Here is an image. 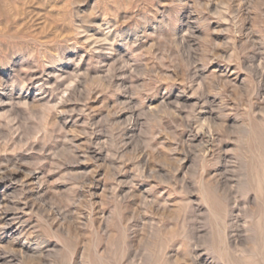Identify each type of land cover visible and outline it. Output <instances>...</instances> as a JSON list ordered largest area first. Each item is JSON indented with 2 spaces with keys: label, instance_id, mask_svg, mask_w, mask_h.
<instances>
[{
  "label": "rangeland",
  "instance_id": "1",
  "mask_svg": "<svg viewBox=\"0 0 264 264\" xmlns=\"http://www.w3.org/2000/svg\"><path fill=\"white\" fill-rule=\"evenodd\" d=\"M0 217V264H264V0H0Z\"/></svg>",
  "mask_w": 264,
  "mask_h": 264
},
{
  "label": "bare ground",
  "instance_id": "2",
  "mask_svg": "<svg viewBox=\"0 0 264 264\" xmlns=\"http://www.w3.org/2000/svg\"><path fill=\"white\" fill-rule=\"evenodd\" d=\"M218 56V55H217ZM198 133V132H197ZM12 171V170H11ZM5 172V171H4ZM3 173V172H2ZM32 173V172H31ZM30 175V174H29ZM32 176V175H31ZM30 177V176H29ZM10 178V177H9ZM5 204V203H4ZM7 212V211H6ZM8 212H11V211H8ZM13 212V211H12ZM12 212L10 213V214H6L5 216H3L2 218L4 219V220H8V219H10L11 217H13L12 215ZM15 213V212H14ZM15 216V215H14ZM1 218V217H0ZM17 219H18V217H17ZM18 222V221H17ZM20 223H22V221L20 222ZM8 224V223H7ZM21 225V224H20ZM10 226V225H9ZM17 227V226H16ZM10 232V231H9ZM241 239V238H240ZM230 242V241H229ZM236 243V242H235ZM234 243V244H235ZM233 244V245H234ZM236 247V246H235ZM255 247V246H254ZM239 250V249H238ZM254 250V249H253ZM21 252V251H20ZM247 254V253H246ZM249 257H251V256H249ZM247 260V259H246ZM252 260V259H251ZM250 260V261H251ZM259 262V261H258ZM238 263V262H237ZM252 264V263H251ZM259 264V263H258Z\"/></svg>",
  "mask_w": 264,
  "mask_h": 264
}]
</instances>
